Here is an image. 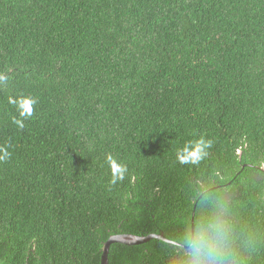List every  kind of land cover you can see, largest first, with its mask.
Wrapping results in <instances>:
<instances>
[{"label": "trees", "instance_id": "16d2710c", "mask_svg": "<svg viewBox=\"0 0 264 264\" xmlns=\"http://www.w3.org/2000/svg\"><path fill=\"white\" fill-rule=\"evenodd\" d=\"M0 76V264H186L217 212L264 264V0H0Z\"/></svg>", "mask_w": 264, "mask_h": 264}, {"label": "clouds", "instance_id": "9594fccd", "mask_svg": "<svg viewBox=\"0 0 264 264\" xmlns=\"http://www.w3.org/2000/svg\"><path fill=\"white\" fill-rule=\"evenodd\" d=\"M0 80L3 77L0 76ZM16 105L19 118H14L13 123L24 127V120L33 114V105L37 100L31 96H22L18 100H11ZM213 141L200 137L191 140L177 150V158L181 164H198L209 155ZM189 145H192L189 147ZM10 153L6 148L0 147V161L7 160ZM111 169V183L123 180L127 172V165L120 163L113 155L106 157ZM186 264H239L230 247V231L222 215L217 212L211 215L200 216L196 219L194 227L187 237Z\"/></svg>", "mask_w": 264, "mask_h": 264}, {"label": "water", "instance_id": "95a60500", "mask_svg": "<svg viewBox=\"0 0 264 264\" xmlns=\"http://www.w3.org/2000/svg\"><path fill=\"white\" fill-rule=\"evenodd\" d=\"M194 216V213H193ZM194 223V219L192 217V229L194 227L193 225ZM191 229V231H192ZM155 238L158 240H162L164 242H168V243H173V241L169 240L168 238H166L163 234H150L148 236H137V235H133V234H117V235H112L111 237H109V239L105 242V245L103 247V254L101 257V264H109V260H108V253L110 250V247L112 244L115 243H120V244H124V245H136V244H141V243H145L147 241H149L150 239Z\"/></svg>", "mask_w": 264, "mask_h": 264}]
</instances>
